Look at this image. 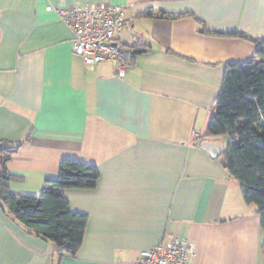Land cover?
<instances>
[{
	"label": "crops",
	"instance_id": "crops-1",
	"mask_svg": "<svg viewBox=\"0 0 264 264\" xmlns=\"http://www.w3.org/2000/svg\"><path fill=\"white\" fill-rule=\"evenodd\" d=\"M123 5L141 41L124 76L110 61L86 66L54 8ZM152 10L154 15H147ZM159 11L178 16L163 18ZM264 39V0H0V156L19 194L40 195L61 161L98 166L93 189L68 188L69 208L87 214L75 254L30 232L0 202V264H133L171 237L196 244V264H264L257 205L198 141L227 62L248 61Z\"/></svg>",
	"mask_w": 264,
	"mask_h": 264
},
{
	"label": "trees",
	"instance_id": "trees-1",
	"mask_svg": "<svg viewBox=\"0 0 264 264\" xmlns=\"http://www.w3.org/2000/svg\"><path fill=\"white\" fill-rule=\"evenodd\" d=\"M146 14L154 12L148 10ZM158 15L178 16L165 11H159ZM202 30L242 37L255 44L252 59L225 64L203 137L227 135L223 152L227 169L240 182L245 201L257 205L264 229V39L239 31L225 33L205 27ZM133 49L135 55L143 50L141 46ZM17 149L18 146L8 149L0 156V202L30 232L53 241L60 257L75 254L83 241L88 218L86 213L69 208L66 190L95 188L100 177L98 166L78 158H65L58 175L46 179L40 195L19 194L9 187L8 182L17 177L6 166Z\"/></svg>",
	"mask_w": 264,
	"mask_h": 264
},
{
	"label": "built area",
	"instance_id": "built-area-1",
	"mask_svg": "<svg viewBox=\"0 0 264 264\" xmlns=\"http://www.w3.org/2000/svg\"><path fill=\"white\" fill-rule=\"evenodd\" d=\"M55 9L73 33V50L86 66L101 61L114 64L119 76H124L134 57V47L141 41L126 44L124 30L134 31L133 18L126 14L123 5L86 3ZM196 244L188 238L171 237L167 241L142 250L133 264H196Z\"/></svg>",
	"mask_w": 264,
	"mask_h": 264
},
{
	"label": "water",
	"instance_id": "water-1",
	"mask_svg": "<svg viewBox=\"0 0 264 264\" xmlns=\"http://www.w3.org/2000/svg\"><path fill=\"white\" fill-rule=\"evenodd\" d=\"M197 145H200L202 148H204L212 157H218L223 153L221 146L216 142L198 141ZM223 164L227 166V162L225 160H223Z\"/></svg>",
	"mask_w": 264,
	"mask_h": 264
}]
</instances>
